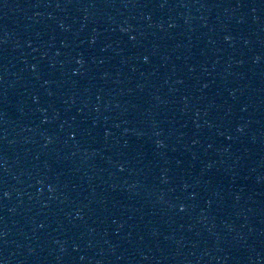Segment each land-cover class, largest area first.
I'll list each match as a JSON object with an SVG mask.
<instances>
[{
    "label": "water",
    "instance_id": "obj_1",
    "mask_svg": "<svg viewBox=\"0 0 264 264\" xmlns=\"http://www.w3.org/2000/svg\"><path fill=\"white\" fill-rule=\"evenodd\" d=\"M0 264H264V0H0Z\"/></svg>",
    "mask_w": 264,
    "mask_h": 264
}]
</instances>
